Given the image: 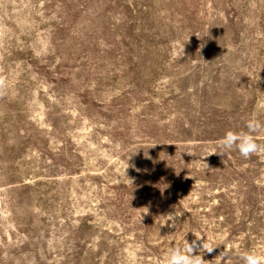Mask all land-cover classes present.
I'll list each match as a JSON object with an SVG mask.
<instances>
[{"label":"rangeland","instance_id":"374dc122","mask_svg":"<svg viewBox=\"0 0 264 264\" xmlns=\"http://www.w3.org/2000/svg\"><path fill=\"white\" fill-rule=\"evenodd\" d=\"M253 116L264 0H0V264L264 255V153L218 147Z\"/></svg>","mask_w":264,"mask_h":264},{"label":"clouds","instance_id":"9594fccd","mask_svg":"<svg viewBox=\"0 0 264 264\" xmlns=\"http://www.w3.org/2000/svg\"><path fill=\"white\" fill-rule=\"evenodd\" d=\"M262 127L264 125L253 116L246 123L247 132H226L219 140L218 147L222 152L238 150L240 155L245 159L250 158L254 154L264 153V146L258 144L256 137L253 135V133ZM216 153L218 152H212L209 155ZM206 166L208 167L207 164ZM178 217L175 213L166 215L165 224L171 221L172 223L168 226L176 228ZM192 233L196 239L191 243L185 239L182 247L170 248L165 258V264H205V260L202 258L204 251L206 250L208 253H211L216 247L206 244L205 241L202 243V246L199 245L197 242L201 240L202 235H197L195 232ZM196 249L199 250L200 254L193 255ZM240 258L244 264H264V255L258 254L256 251H246L241 254Z\"/></svg>","mask_w":264,"mask_h":264}]
</instances>
